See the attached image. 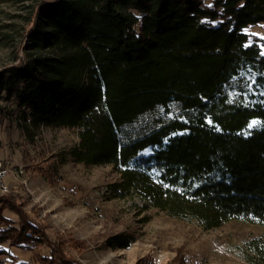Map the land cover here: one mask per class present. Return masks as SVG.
<instances>
[{
	"label": "trees",
	"instance_id": "trees-1",
	"mask_svg": "<svg viewBox=\"0 0 264 264\" xmlns=\"http://www.w3.org/2000/svg\"><path fill=\"white\" fill-rule=\"evenodd\" d=\"M28 1L0 65L10 105L0 122L11 116L28 139L42 126L73 129L71 160L110 164L112 191L139 192L169 217L264 227V50L248 31L264 24V0ZM27 214L0 194V264H78ZM235 253L264 264V234Z\"/></svg>",
	"mask_w": 264,
	"mask_h": 264
},
{
	"label": "rangeland",
	"instance_id": "rangeland-1",
	"mask_svg": "<svg viewBox=\"0 0 264 264\" xmlns=\"http://www.w3.org/2000/svg\"><path fill=\"white\" fill-rule=\"evenodd\" d=\"M29 3H0V65L13 57L26 27L24 5ZM248 31L261 38L264 50V24H254ZM2 34H9L8 40H2ZM76 142L71 128L42 126L28 139L11 116L0 122V160L8 169L0 194L13 193L26 214L55 239L68 262L248 264L236 256L235 248L250 236L264 234L263 226L229 220L203 229L148 207L139 192L117 195L112 184L118 174L110 164L87 166L68 157L67 150ZM119 233L131 237L130 243L111 244ZM11 250L21 258L30 255L15 246Z\"/></svg>",
	"mask_w": 264,
	"mask_h": 264
},
{
	"label": "built area",
	"instance_id": "built-area-1",
	"mask_svg": "<svg viewBox=\"0 0 264 264\" xmlns=\"http://www.w3.org/2000/svg\"><path fill=\"white\" fill-rule=\"evenodd\" d=\"M8 169L5 165V162H3L2 160H0V183L2 185V179L4 177V175L7 173ZM2 187L5 189V186L2 185Z\"/></svg>",
	"mask_w": 264,
	"mask_h": 264
},
{
	"label": "snow or ice",
	"instance_id": "snow-or-ice-1",
	"mask_svg": "<svg viewBox=\"0 0 264 264\" xmlns=\"http://www.w3.org/2000/svg\"><path fill=\"white\" fill-rule=\"evenodd\" d=\"M257 123H258V122H256V121L251 122V123L249 124V128L254 127Z\"/></svg>",
	"mask_w": 264,
	"mask_h": 264
}]
</instances>
